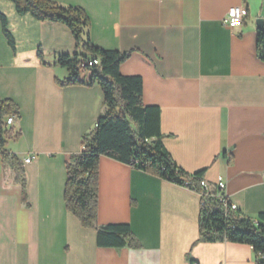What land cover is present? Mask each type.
I'll return each mask as SVG.
<instances>
[{
  "label": "crops",
  "instance_id": "obj_1",
  "mask_svg": "<svg viewBox=\"0 0 264 264\" xmlns=\"http://www.w3.org/2000/svg\"><path fill=\"white\" fill-rule=\"evenodd\" d=\"M51 1L85 11L93 46L131 54L120 72L141 77L143 104L160 108L163 145L175 164L188 174L205 171L212 189L224 178L247 218L264 214V62L256 24L264 21V0ZM242 6L248 17L227 27L229 10ZM0 14L16 48L0 21V98L19 108L5 149L26 176L24 197L0 155V264H256L250 246L198 243V194L108 158L99 164L97 226L129 224L141 249L98 248L96 230L67 211L64 191L67 159L81 153L82 138L104 112L103 93L97 85H57L69 76L57 56L75 51L66 26L20 17L8 0H0Z\"/></svg>",
  "mask_w": 264,
  "mask_h": 264
},
{
  "label": "trees",
  "instance_id": "obj_2",
  "mask_svg": "<svg viewBox=\"0 0 264 264\" xmlns=\"http://www.w3.org/2000/svg\"><path fill=\"white\" fill-rule=\"evenodd\" d=\"M18 16L30 15L40 22L66 26L75 41L73 55H59L56 65L66 69L69 76L56 80L61 88L72 86H99L103 93L104 112L94 130L81 141L82 151L67 159V180L64 191L66 209L85 229L97 232V246L101 249L139 250L141 246L129 224L98 227L99 164L108 158L159 179L160 181L200 193L205 171L188 174L179 168L163 145L161 110L143 104V80L139 76H123L121 66L130 53L106 51L93 46L87 33L91 22L79 7H63L51 0H8ZM1 27L9 47L15 53V40L8 31V22L0 14ZM257 57L264 62V31L257 36ZM39 60L46 65L42 52ZM94 60L98 66L82 68ZM83 74V75H82ZM88 74V80L85 75ZM82 75V76H81ZM11 115L19 116L18 106L0 98V155L5 166L16 175L24 197L26 176L20 161L6 151L12 131L4 126ZM17 140L20 133L16 134ZM198 243L227 242L242 244L253 249L256 264H264V214L256 220L239 211L223 210L217 201L201 206Z\"/></svg>",
  "mask_w": 264,
  "mask_h": 264
},
{
  "label": "built area",
  "instance_id": "obj_3",
  "mask_svg": "<svg viewBox=\"0 0 264 264\" xmlns=\"http://www.w3.org/2000/svg\"><path fill=\"white\" fill-rule=\"evenodd\" d=\"M248 17L247 13V7H236L229 10L226 19L224 20V24L234 29L245 21V19ZM99 62L97 60H94L89 63H83L81 65L82 68L86 67H93L98 66ZM19 119L17 115H11L5 118L4 120V126L7 130H11L15 127V125L18 123ZM32 157L25 160L24 164H30L32 161ZM200 193L198 194L201 198V205L203 207H206L209 205V200L217 201L223 210H231V211H239L238 207L234 205L228 195H227V181L224 178H219L216 188L212 189L207 181L202 180L200 184Z\"/></svg>",
  "mask_w": 264,
  "mask_h": 264
},
{
  "label": "water",
  "instance_id": "obj_4",
  "mask_svg": "<svg viewBox=\"0 0 264 264\" xmlns=\"http://www.w3.org/2000/svg\"><path fill=\"white\" fill-rule=\"evenodd\" d=\"M256 24H257V29L259 31H264V21L263 20L261 19L257 20Z\"/></svg>",
  "mask_w": 264,
  "mask_h": 264
},
{
  "label": "bare ground",
  "instance_id": "obj_5",
  "mask_svg": "<svg viewBox=\"0 0 264 264\" xmlns=\"http://www.w3.org/2000/svg\"><path fill=\"white\" fill-rule=\"evenodd\" d=\"M247 13H248V9H247Z\"/></svg>",
  "mask_w": 264,
  "mask_h": 264
},
{
  "label": "rangeland",
  "instance_id": "obj_6",
  "mask_svg": "<svg viewBox=\"0 0 264 264\" xmlns=\"http://www.w3.org/2000/svg\"><path fill=\"white\" fill-rule=\"evenodd\" d=\"M82 75H83V74H82ZM82 75H81V76H82Z\"/></svg>",
  "mask_w": 264,
  "mask_h": 264
}]
</instances>
